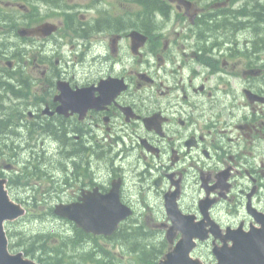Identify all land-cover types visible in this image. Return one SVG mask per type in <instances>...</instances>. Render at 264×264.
I'll use <instances>...</instances> for the list:
<instances>
[{
    "label": "flooded vegetation",
    "instance_id": "flooded-vegetation-1",
    "mask_svg": "<svg viewBox=\"0 0 264 264\" xmlns=\"http://www.w3.org/2000/svg\"><path fill=\"white\" fill-rule=\"evenodd\" d=\"M0 178L28 216L111 194L158 240L175 205L209 264L263 235L264 0H0Z\"/></svg>",
    "mask_w": 264,
    "mask_h": 264
},
{
    "label": "water",
    "instance_id": "water-1",
    "mask_svg": "<svg viewBox=\"0 0 264 264\" xmlns=\"http://www.w3.org/2000/svg\"><path fill=\"white\" fill-rule=\"evenodd\" d=\"M107 201L109 204L105 207L94 210L91 208L88 213L80 214L78 205L70 207L67 205H59L56 208V213L63 217L74 219L80 227H83L86 232L94 235L110 236L117 230L119 223L131 213L129 209L115 206L116 202L112 199V195H108ZM119 204V201H118ZM86 209V207H83ZM25 214L24 208L12 201L5 190V180L0 179V264H41L35 260L24 257L22 252L13 253L9 249V239L5 230V222L15 220ZM170 216L176 220L180 218V212L175 206L170 208ZM187 223L179 228L182 232V237L176 243L175 247L170 250L159 264H204L199 259L192 256L197 243L195 238L204 239L207 233L202 227L193 222V217H185ZM189 219V220H187ZM176 226L173 227L175 229ZM170 236L175 233L170 231ZM253 234V233H252ZM250 233V235H252ZM235 241L233 246L227 244L214 249L218 262L215 264H264V234L256 236L241 235L238 232L230 233ZM228 236V237H229ZM250 242L259 247L263 251L254 254V258H248L245 255L246 243Z\"/></svg>",
    "mask_w": 264,
    "mask_h": 264
},
{
    "label": "trees",
    "instance_id": "trees-1",
    "mask_svg": "<svg viewBox=\"0 0 264 264\" xmlns=\"http://www.w3.org/2000/svg\"><path fill=\"white\" fill-rule=\"evenodd\" d=\"M8 233L13 238L11 248L22 246L26 255H32L42 264H157L167 247L165 243L147 240L148 234L138 231L125 232L128 248L124 256L101 245L98 239H95V248L84 249L79 241H68L51 230L37 232L34 236L23 230H9ZM76 252L81 253V259L71 256Z\"/></svg>",
    "mask_w": 264,
    "mask_h": 264
},
{
    "label": "rangeland",
    "instance_id": "rangeland-1",
    "mask_svg": "<svg viewBox=\"0 0 264 264\" xmlns=\"http://www.w3.org/2000/svg\"><path fill=\"white\" fill-rule=\"evenodd\" d=\"M145 225H147V224L145 223ZM7 226L11 230L24 229V230H28V231H33V230H37V229H41V228H49V229H53V230H55L57 232H67L68 229H69V224L66 221L57 219L55 217H50V218H45V219L34 218V217H26L25 219H23V220H21L19 222H14L13 224L12 223H10V224L8 223ZM121 237L122 236H120V238ZM118 238H116V239H118ZM116 239H112V240L98 239V241H99V243H101L105 247L115 251L116 253L121 254L123 252H126L127 246L121 245L118 241H116ZM163 239H164V237H163ZM153 240L159 241L158 239H154V238H153ZM95 245H96V241L95 240H90V241L87 242V246L93 247ZM12 251L13 252H20V251L24 252V250L21 248V246H17L15 248H13ZM195 255L197 257L200 256L199 252L196 253ZM203 255L205 257L208 256L206 250H203ZM28 257L29 258H33L32 256H28ZM35 260H37V259H35Z\"/></svg>",
    "mask_w": 264,
    "mask_h": 264
}]
</instances>
